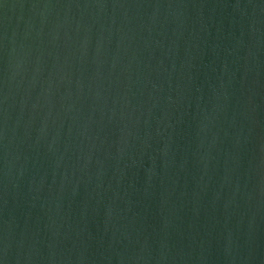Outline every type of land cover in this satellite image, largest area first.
I'll return each mask as SVG.
<instances>
[{"label":"water","instance_id":"1","mask_svg":"<svg viewBox=\"0 0 264 264\" xmlns=\"http://www.w3.org/2000/svg\"><path fill=\"white\" fill-rule=\"evenodd\" d=\"M0 264H264V0H0Z\"/></svg>","mask_w":264,"mask_h":264}]
</instances>
